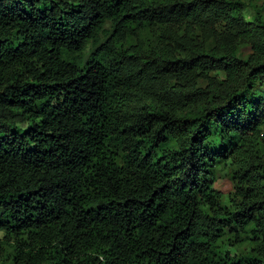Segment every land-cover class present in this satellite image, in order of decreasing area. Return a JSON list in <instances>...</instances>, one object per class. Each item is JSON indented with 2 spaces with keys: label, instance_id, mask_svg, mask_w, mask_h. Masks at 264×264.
Here are the masks:
<instances>
[{
  "label": "trees",
  "instance_id": "trees-1",
  "mask_svg": "<svg viewBox=\"0 0 264 264\" xmlns=\"http://www.w3.org/2000/svg\"><path fill=\"white\" fill-rule=\"evenodd\" d=\"M0 231V264H264V4L0 0Z\"/></svg>",
  "mask_w": 264,
  "mask_h": 264
},
{
  "label": "rangeland",
  "instance_id": "rangeland-1",
  "mask_svg": "<svg viewBox=\"0 0 264 264\" xmlns=\"http://www.w3.org/2000/svg\"><path fill=\"white\" fill-rule=\"evenodd\" d=\"M258 5H263L264 4V0H255ZM253 15V9L251 7L248 6L247 9H245L244 12V18L246 21H250L251 20V16ZM221 177H219V179H216L215 182L213 183V186L215 188H217L218 190H220L221 192H223L224 194L229 193V191H231V183L227 180L226 176H225V172H222V175H220ZM3 236V233L0 231V239ZM245 246L240 244L237 247H232L230 248V252L232 254L235 253H243Z\"/></svg>",
  "mask_w": 264,
  "mask_h": 264
}]
</instances>
